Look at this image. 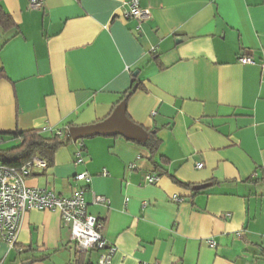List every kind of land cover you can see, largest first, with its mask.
<instances>
[{
  "label": "crops",
  "instance_id": "crops-1",
  "mask_svg": "<svg viewBox=\"0 0 264 264\" xmlns=\"http://www.w3.org/2000/svg\"><path fill=\"white\" fill-rule=\"evenodd\" d=\"M43 1L0 0L18 26L0 28V133L66 136L109 118L137 85L126 115L158 130L155 161L167 162L155 169L133 141L143 132L97 136L62 146L27 186L87 188V212L116 247L111 264H264V0H140L143 22L125 17L131 0ZM76 254L55 211H29L17 246L0 243V264H99L100 251Z\"/></svg>",
  "mask_w": 264,
  "mask_h": 264
},
{
  "label": "built area",
  "instance_id": "built-area-1",
  "mask_svg": "<svg viewBox=\"0 0 264 264\" xmlns=\"http://www.w3.org/2000/svg\"><path fill=\"white\" fill-rule=\"evenodd\" d=\"M43 6V0H31L30 8L32 10H39ZM125 17L143 22L151 18V13L149 10L140 7V0H131L130 8L125 13ZM240 62L242 64H255L249 56L242 57ZM53 133L60 137L64 135L59 130ZM198 167L202 168L203 165L200 164ZM131 168L134 169L135 165H131ZM37 169L46 171L48 163L38 157H33L21 168L0 164V243L7 244L11 249L17 246L21 221L29 211H55L60 214L62 223L69 227L71 240L75 243L78 253L87 254L97 250L101 252L99 264H111L116 253V247L109 245L103 237L104 223L87 212L85 200L87 188H77L72 196L61 197L52 191L28 187L26 180ZM104 175H107V172H104ZM74 179L76 182L90 184L92 176L81 173ZM159 180L156 175L146 177L149 185L156 184ZM174 199L178 203L184 201L177 197ZM95 202L106 203L107 199L96 197ZM209 244L215 246L213 241H209Z\"/></svg>",
  "mask_w": 264,
  "mask_h": 264
},
{
  "label": "trees",
  "instance_id": "trees-1",
  "mask_svg": "<svg viewBox=\"0 0 264 264\" xmlns=\"http://www.w3.org/2000/svg\"><path fill=\"white\" fill-rule=\"evenodd\" d=\"M0 28L4 32H11L18 29V26L14 20V18L5 11L3 6L0 4ZM5 73L0 69V79L5 78ZM137 85H135L132 90H130L123 98L122 103H127L129 98L133 95V93L137 90ZM117 109V108H115ZM113 114V113H112ZM111 114V115H112ZM130 119V118H129ZM71 128V127H70ZM143 131L147 134V140L145 141H137L133 140L140 146L146 148L151 155V162L155 169L158 171L163 170V163H166L167 160L161 158V163L155 161V157L159 151V147L161 146V140L158 138V130L156 133H153L150 130H146L142 128ZM6 138L11 139L12 141H19L20 144L14 146L9 149H0V164L21 168L25 164H27L33 157H38L48 163V168L51 167L55 162V156L58 150L71 142V138L69 134L66 136H58L57 134L51 132L49 135H45L37 130H30L25 132H16L14 134H2L0 133V145L6 142ZM176 182L180 185H184L189 187V184H184L178 180ZM86 254L78 253L76 254L77 261ZM49 256H41L35 261H45Z\"/></svg>",
  "mask_w": 264,
  "mask_h": 264
},
{
  "label": "water",
  "instance_id": "water-1",
  "mask_svg": "<svg viewBox=\"0 0 264 264\" xmlns=\"http://www.w3.org/2000/svg\"><path fill=\"white\" fill-rule=\"evenodd\" d=\"M137 74L138 73L136 72L134 76H137ZM125 104L126 103H122L121 106H119L109 118H107L101 123L92 126L70 128L69 137L74 143H76L80 140H85L97 136H104V137L120 136L126 139H131L133 136H138L142 132L145 133L142 129L143 127H140L137 124H135L126 115ZM133 139L135 138H132L131 140ZM145 140H147V137L144 138L143 140H137V141H145ZM206 187L207 185L197 186L194 188V190L200 191L205 189Z\"/></svg>",
  "mask_w": 264,
  "mask_h": 264
}]
</instances>
